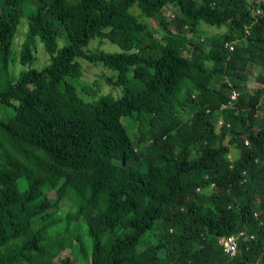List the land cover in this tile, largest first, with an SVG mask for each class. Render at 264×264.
<instances>
[{"label": "trees", "instance_id": "1", "mask_svg": "<svg viewBox=\"0 0 264 264\" xmlns=\"http://www.w3.org/2000/svg\"><path fill=\"white\" fill-rule=\"evenodd\" d=\"M0 264H264V0H0Z\"/></svg>", "mask_w": 264, "mask_h": 264}, {"label": "rangeland", "instance_id": "2", "mask_svg": "<svg viewBox=\"0 0 264 264\" xmlns=\"http://www.w3.org/2000/svg\"><path fill=\"white\" fill-rule=\"evenodd\" d=\"M130 12L132 14H138V10L135 7L131 8ZM27 23L28 21L25 18H23L21 20L20 26L18 27L17 33L13 40V50L15 51V53L18 52L21 42L24 39L25 32L27 30ZM147 25L151 30H154V26L156 25V23L148 19ZM197 30L199 34L202 35L197 36V38L193 37L192 39L193 43L200 42L199 39L201 38L209 39L213 35L221 34L225 30V28L223 27L215 28L209 25H205L204 23H200L197 27ZM59 45L60 46L63 45V42L61 40L59 42ZM97 46L101 47V49L104 52H114L115 49L117 50L116 47L111 46L108 42H104V44H101L100 40H96V39L92 40L89 43L88 48L90 50H94ZM36 57L38 58V64H39L38 66H40L44 60L43 57L45 58L43 47L40 44L37 47ZM76 61L80 64L81 72H82V76L80 78V84L83 86L90 87L91 90H93L96 93L95 97L109 95L114 99H119L122 96V92L119 87L112 86L106 81L107 78H110L113 75L111 71L107 69L105 70L100 66H94L80 59H76ZM21 70H23V68L16 67V73L17 72L19 73ZM260 85L261 84H258L257 82H248L247 88L250 90V92H252L254 88H258L260 87ZM79 90L80 89L77 90L78 94L84 101L86 102L91 101L90 97L84 95ZM122 123L126 126V129L128 130L132 138L137 136L134 117H131L130 119L128 118L123 119ZM235 157H236V151L232 148L230 152V158L234 159ZM130 163L134 164V162L132 161H130ZM19 189L22 190L21 185L19 186ZM76 253L77 251L75 250V248H73L72 250H65L60 253L59 258L61 259L67 257L74 258L76 256Z\"/></svg>", "mask_w": 264, "mask_h": 264}, {"label": "built area", "instance_id": "3", "mask_svg": "<svg viewBox=\"0 0 264 264\" xmlns=\"http://www.w3.org/2000/svg\"><path fill=\"white\" fill-rule=\"evenodd\" d=\"M228 50H232L231 47H229ZM235 93H232L229 97V102L227 104H223L219 107V111L222 113L225 110H227L229 107H231L232 102L235 100ZM218 126H222V121L219 120L218 121ZM226 127H229V125H226ZM245 144H247V142L245 141ZM244 235V232H239L235 235H231L227 238L224 239H220L218 242L221 246L222 252L224 255L228 256V257H233L236 252H237V247H238V240L239 238H241Z\"/></svg>", "mask_w": 264, "mask_h": 264}, {"label": "clouds", "instance_id": "4", "mask_svg": "<svg viewBox=\"0 0 264 264\" xmlns=\"http://www.w3.org/2000/svg\"><path fill=\"white\" fill-rule=\"evenodd\" d=\"M258 84H260V83H258ZM247 86V85H246ZM262 87V84L260 85V87H258V88H261ZM250 91V90H249ZM232 93H235V100L232 102V105H231V107H229L228 109H232L233 107H234V103L236 102V100H237V97H238V92L236 91V90H232L231 91V93H230V95L232 94ZM230 95H229V97H230ZM229 102V100L225 103V104H227ZM223 105V104H222ZM221 106V105H220ZM219 106V107H220ZM219 107H218V112H219V116H218V118H217V122H216V125H217V127H225L226 129H228L229 127H230V124L229 123H225L224 122V120H223V115H225V111H227V110H225L224 112H220L219 111ZM219 120H221L222 121V126H218V121ZM226 125H229V127H226ZM239 232H244V235L241 237V238H239V240H238V244H239V242L242 240V239H245L246 237H247V234H246V232L245 231H239ZM239 232H237V233H239ZM237 233H235V234H237ZM235 234H232V235H235ZM231 236V235H230ZM227 237H229V236H227ZM227 237H225V238H227ZM253 238V236H250L249 235V239L251 240ZM220 239H224V238H220ZM219 239V240H220ZM218 240V241H219ZM218 243V245H219V247H220V249H221V246H220V244H219V242H217ZM221 251H222V249H221ZM237 251H238V247H237ZM237 253V252H236ZM222 254H223V252H222ZM224 255V254H223ZM236 255V254H235ZM234 255V256H235ZM224 256H226V255H224ZM233 256V257H234ZM227 258H229V259H232L233 257H228V256H226Z\"/></svg>", "mask_w": 264, "mask_h": 264}]
</instances>
